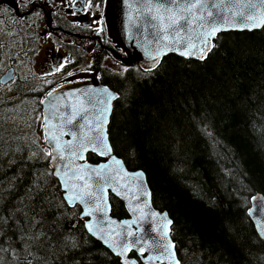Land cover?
Wrapping results in <instances>:
<instances>
[{"label":"trees","instance_id":"trees-1","mask_svg":"<svg viewBox=\"0 0 264 264\" xmlns=\"http://www.w3.org/2000/svg\"><path fill=\"white\" fill-rule=\"evenodd\" d=\"M213 44L205 60L170 53L150 74L136 63L107 73L102 82L121 96L112 104L108 138L128 169L145 173L152 204L173 221L181 264H264V242L247 213L250 197L264 196V27L221 32ZM12 134L0 127V211L7 217L23 200L57 242L51 253L47 245L32 251L50 264H121L88 234L79 206L64 201L49 159H28L33 148ZM87 160L102 158L88 153ZM110 204L112 215L128 216L112 194ZM14 219L24 223L18 212ZM14 219L0 243L19 250L22 261ZM65 235L79 247L61 250ZM2 255L7 264L11 257Z\"/></svg>","mask_w":264,"mask_h":264},{"label":"snow or ice","instance_id":"snow-or-ice-1","mask_svg":"<svg viewBox=\"0 0 264 264\" xmlns=\"http://www.w3.org/2000/svg\"><path fill=\"white\" fill-rule=\"evenodd\" d=\"M30 2L37 4V11L34 15L40 17L42 12L39 10V5L42 3L50 4L51 0H30ZM70 2L75 4L76 0H70ZM167 2L171 5L170 7L165 6L164 0H159L158 3L150 4L147 8L149 13L155 10L157 14L151 19L159 21L158 25H153L154 28H159L155 50L147 53L151 61L147 70L148 74L159 68L163 55L169 51L178 52L183 57L205 60L208 53L216 47L212 40L218 32L230 29L252 30L264 27V0H219V2L213 0L212 8L215 11L208 10V3L205 0H167ZM93 7L98 8L100 5H93L92 0H84L85 9ZM198 12L199 15L196 14ZM164 13H167V16ZM185 25H197L200 31L194 37L191 34L182 36L181 33L187 31ZM193 31L196 29L194 28ZM170 32L171 36L169 35ZM62 67L63 64L58 66L56 72H60ZM123 71L127 72L128 69L125 68ZM54 93L55 89L47 93L49 114L43 117L44 139L52 145V151L41 148L40 152L43 153V159L51 158L57 162V170L51 174L61 179L62 187L66 192L64 199L67 203L73 208L77 202L83 206L82 216L90 218L84 225L87 232L99 239L114 255L120 257L121 264H136L135 260H130L128 257V253L133 248L145 261V264H164V261H167V264H181V261L175 256V244L169 239V226L173 224V221L167 219L166 213L163 214V218L166 220L163 232L164 242L154 241L151 244L142 243L138 238L129 241V238L134 237L135 234L131 230L117 231L116 222L108 216L110 211V205L106 198L108 187H112V191L117 195L123 194L126 199L130 185L124 182L123 177H128L133 183H137L139 188L146 187L143 172L130 175L124 171L123 162L112 154V145L108 141V116L111 114L112 101L119 100L120 94L112 92L108 88L92 90L91 94L81 92L77 96L78 107L76 105L71 106L70 114H67L66 111L61 110L62 106L59 103V100L64 98L57 97L53 100L51 98ZM97 97H102V99H97ZM43 102L41 101V103ZM97 105L102 106L97 107ZM93 113L94 115H91ZM77 117L80 119L77 120ZM65 125H73L79 130V138H77L75 131L66 133L64 131ZM84 129L87 130L84 131ZM69 134L73 139L63 141V136ZM87 151L108 157L110 163L95 168H84L76 161L85 159L84 153ZM54 152L55 155H53ZM37 156L38 153L33 152L28 159L31 160ZM66 160L68 162L64 163ZM113 163L118 166L116 169H113ZM59 166L64 168L63 172L59 170ZM122 172L123 177L121 176ZM48 174L47 172L41 174L37 177V181L45 180ZM93 177H95L94 182L96 184L94 190L89 184ZM34 186L41 190L36 181H34ZM118 188L121 191H118ZM143 195L147 198L151 194L144 191ZM31 198L29 195L25 197V200L30 201ZM132 198L138 199L139 197L133 196ZM21 205L22 207L14 209L7 217L0 211V237L5 235L4 226L7 221L14 219L15 213L18 212L23 217L24 223L21 224L19 219H14L15 230L18 231L17 238L23 241L21 247L25 255L21 261L19 250L11 245L0 243V259H3L2 254L7 253L11 257L7 264H50L46 257L40 256L38 252H33L32 248L44 249L47 245V251L51 253L57 247V242H53L51 236L45 231L43 219L37 218L38 214L32 215L26 211L30 208V204H25L22 200ZM130 210L134 213L141 211L139 208H131ZM156 215L155 212L151 213L152 217ZM131 223L129 221L122 222L126 229H131ZM257 231L258 235L264 239V224L258 223ZM59 247L61 250L65 248L76 249L79 244L74 236L65 235L63 241L59 242ZM146 249L159 252L161 255L145 257Z\"/></svg>","mask_w":264,"mask_h":264},{"label":"flooded vegetation","instance_id":"flooded-vegetation-1","mask_svg":"<svg viewBox=\"0 0 264 264\" xmlns=\"http://www.w3.org/2000/svg\"><path fill=\"white\" fill-rule=\"evenodd\" d=\"M105 2L92 0L100 7L85 9L84 0H51L39 5L42 15L36 17L37 4L30 0H0V127L14 131L13 141L26 148L46 147L41 101L49 91L123 73L111 69L110 58L128 69L120 58L125 53L108 36Z\"/></svg>","mask_w":264,"mask_h":264},{"label":"water","instance_id":"water-1","mask_svg":"<svg viewBox=\"0 0 264 264\" xmlns=\"http://www.w3.org/2000/svg\"><path fill=\"white\" fill-rule=\"evenodd\" d=\"M158 2L159 0H106L105 8H104V17H105V22H106L107 33H108V36L116 44V46L119 47L125 53L123 57H120V55L118 54L123 63L125 64L137 63L142 69L148 70V66L151 64V61L147 53L149 51L154 52L155 47H156V37H157V33L159 32V28L158 27L154 28L153 25L154 24L158 25L159 21L151 19V17L156 15L157 13L155 12V10L149 13L147 11V8L149 7L150 4H156ZM205 2L208 3V10L215 11L212 8L213 0H205ZM215 2H219V0H215ZM164 3H165V6L167 7L171 6L167 2V0H164ZM196 14L199 15L200 13L198 12ZM164 15L167 16V13H164ZM185 27L187 31L182 32L181 33L182 36L191 34L194 37L197 34V32L200 31L197 25H191V26L185 25ZM194 28L196 29V31H193ZM255 29H259V28H254L252 30H255ZM243 30L251 31L248 29H243ZM243 30L230 29L227 31H243ZM227 31H220L217 34L221 32H227ZM160 34H163V33H160ZM169 35L171 36V32L169 33ZM213 40H212V43H213ZM170 53L181 56L178 52H173V51H169L165 55L170 54ZM165 55H163V57ZM185 58L197 59L195 57H185ZM101 88H108L110 91L114 92L107 85L102 83L100 79L94 76L89 79H82V80H78V81H74L71 83H66V84L61 85L60 87L55 89L54 96L51 99L55 100L57 97L64 98V99L59 100V103L62 106L61 110L66 111L67 114H70L71 106L76 105L78 107L77 96L79 93L88 92L89 94H91L92 90H99ZM80 99H83V97H80ZM97 99H102V97H97ZM43 101L44 102L42 103V113L44 117L49 114V99L47 98V96ZM113 101H112V104H113ZM100 106L102 105H97V107H100ZM111 110H112V106H111ZM91 115H94V113ZM79 119L80 118L77 117V120ZM109 119H110V115L108 116V122H109ZM80 122L82 123L83 121H80ZM53 123H56V121H53ZM43 125H44V121H43ZM107 126H108V123H107ZM86 130L87 129H84V131ZM64 131L66 133L75 131L77 133V138H79L80 136V131L77 130L73 125H65ZM44 136H45V129L43 126V138ZM107 136H108V131H107ZM62 139L63 141H70L73 139V137L69 134V135L63 136ZM108 141H109V138H108ZM44 142L47 148L49 149V151H52V145L46 142L45 139H44ZM88 153H94V152L92 151L85 152L84 153L85 159L77 160L76 163L79 165H82L86 169L89 167L95 168L102 164L110 163L108 157L100 156L97 153H94V154H96L103 160L96 162V163L90 162L87 160ZM112 154L118 160L122 161V159L116 156L113 152ZM53 155H55V152L53 153ZM67 155L68 154L66 153V156ZM67 162L68 161L66 160L64 163H67ZM49 163H50V166L53 172H55L58 167L57 162L49 158ZM112 166H113V169H116L118 167L114 163L112 164ZM122 168L124 171H126L130 175L136 172H143L140 169L138 170L128 169L125 166L124 162L122 164ZM59 170L63 172L64 168L62 166H59ZM143 174H144V180H145L146 187L139 188L137 183H133L132 180L129 179L128 177H123V172L121 173V176L123 177L124 182L130 185V190L127 193V197H128L127 199L124 198L123 194L117 195L116 193H114L112 191V187H108L107 193H106V198H107L108 204L110 205V211L108 213V216L110 219L116 222L115 227L117 231L131 230L135 234L134 237L129 238V241H131L132 239L138 238L140 239L142 243H147V244H151L154 241L164 242L163 232H164V225L166 224V220L163 218V214L165 213L167 214V219L171 220V218L169 217L168 213L165 210L160 211L156 207H154V205L152 204L151 195L147 198L144 197L143 192L144 191L150 192V189L147 184L145 173L143 172ZM57 179L63 191V199H64L66 195L65 189L62 187L61 179L59 178ZM94 181H95V177H93V180L89 181V184L92 186L93 190L96 187V184ZM117 190L121 191L119 188ZM110 194L115 195L123 203L128 216L123 217V218H118L112 215L111 204H110V199H109ZM133 196H137L139 198L133 199L132 198ZM64 201L67 203L65 199ZM76 205H78L79 208L81 209L79 217L83 219L84 225H85V223L88 222L90 218L82 216V212L84 209H83V206L79 204V202H77ZM131 208H139L141 209V211L134 213L130 210ZM153 212L157 213L155 217L151 216V213ZM247 213L250 216L255 226V229L257 231V224L258 223L264 224V196L261 193H256L250 197V206L247 210ZM123 221H129L130 223L134 221V223H131V229H126V226L122 224ZM169 228L171 230V226H169ZM157 229H159V231H157ZM170 230H169V239L171 240L172 243H174L170 235ZM92 237L95 238L94 236ZM95 239L102 244V242L99 239L97 238ZM262 240L264 242V239ZM132 253L135 256H132L131 255ZM150 255L156 256V255H161V253L156 252V251H149L146 249L144 252V256L148 257ZM175 256L178 259L176 255V251H175ZM128 257L130 260H135L136 264H145V261L141 259L140 255L135 250V248H133V250L128 253ZM118 258L121 262V258L120 257ZM164 264H167V261H164Z\"/></svg>","mask_w":264,"mask_h":264},{"label":"rangeland","instance_id":"rangeland-1","mask_svg":"<svg viewBox=\"0 0 264 264\" xmlns=\"http://www.w3.org/2000/svg\"><path fill=\"white\" fill-rule=\"evenodd\" d=\"M106 63H109V66L111 67L112 70H123L124 67L120 66V64H118L117 62L113 61L112 58H110L109 60L106 61ZM26 106H23L22 108H25ZM22 113V110L19 109L18 115ZM12 116V115H10ZM38 142V141H37ZM26 148V147H25ZM43 148V147H42ZM41 148L38 147H33V149H31V151L33 152H39ZM44 149H47L46 147H44Z\"/></svg>","mask_w":264,"mask_h":264}]
</instances>
